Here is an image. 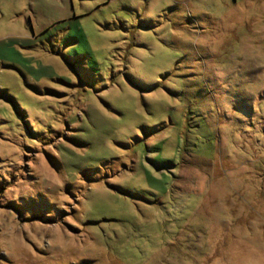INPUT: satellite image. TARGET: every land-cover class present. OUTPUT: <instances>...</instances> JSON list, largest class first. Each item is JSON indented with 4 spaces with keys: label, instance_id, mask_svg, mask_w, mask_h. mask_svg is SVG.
Listing matches in <instances>:
<instances>
[{
    "label": "rangeland",
    "instance_id": "rangeland-1",
    "mask_svg": "<svg viewBox=\"0 0 264 264\" xmlns=\"http://www.w3.org/2000/svg\"><path fill=\"white\" fill-rule=\"evenodd\" d=\"M0 264H264V0H0Z\"/></svg>",
    "mask_w": 264,
    "mask_h": 264
}]
</instances>
